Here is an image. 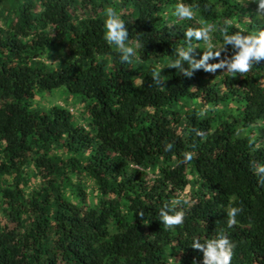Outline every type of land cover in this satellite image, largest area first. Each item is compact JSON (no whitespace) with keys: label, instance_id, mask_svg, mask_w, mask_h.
<instances>
[{"label":"trees","instance_id":"trees-1","mask_svg":"<svg viewBox=\"0 0 264 264\" xmlns=\"http://www.w3.org/2000/svg\"><path fill=\"white\" fill-rule=\"evenodd\" d=\"M108 7L130 63L104 39ZM225 21L264 30L255 0H0V264H204L192 241L220 235L230 264H264V58L186 75L180 57L209 50L187 29ZM211 51L206 64L237 49ZM55 91L64 104L45 103ZM165 205L182 224L159 220Z\"/></svg>","mask_w":264,"mask_h":264},{"label":"clouds","instance_id":"clouds-1","mask_svg":"<svg viewBox=\"0 0 264 264\" xmlns=\"http://www.w3.org/2000/svg\"><path fill=\"white\" fill-rule=\"evenodd\" d=\"M258 5V12L264 13V0H255ZM106 19L104 21V27L106 29L104 33V39L110 45H115L120 52V61L130 63L134 57V46L130 43L126 45L128 40V32L125 27L124 21H122L116 11L108 7L105 9ZM173 15L181 19H192L195 15L194 9L190 5H186L182 2H178L173 11ZM228 22L225 21V27L217 29L215 24H204L201 22L199 29L189 28L184 32L186 38H189L188 48L192 47L191 40H203L208 51L204 53L199 61L189 58L187 50L180 52V57L188 62V69H183L186 75L191 74V70L203 65L206 70L214 72L217 68L224 69L232 74L246 73L249 71L253 62H259L264 58V30H259L253 34H242V32H235L229 35L227 29ZM219 30L222 36L223 43L219 46L211 43L210 33ZM226 44H231L237 51L233 54L228 61H219L213 64H206L205 61L210 56H219V51L213 53L211 49L213 47L222 48ZM138 47V45L136 46ZM180 65V59L169 61L166 65L168 67H176ZM161 69V68H160ZM158 70L153 71V76L157 75ZM171 144L165 145V151L170 150ZM192 158L190 153L184 154L185 160ZM260 173H264V166L258 168ZM179 201H172V205L178 204ZM240 211L239 208L231 207L227 211L228 226L231 227L235 223V217ZM171 213V214H170ZM184 211H176L173 207L165 205L159 210V220L166 226L171 228L175 225H180L184 221ZM191 246L193 248L202 249L204 264H230L232 257V249L234 245L223 235H220L217 239L205 240L202 244L198 239L192 241Z\"/></svg>","mask_w":264,"mask_h":264},{"label":"rangeland","instance_id":"rangeland-1","mask_svg":"<svg viewBox=\"0 0 264 264\" xmlns=\"http://www.w3.org/2000/svg\"><path fill=\"white\" fill-rule=\"evenodd\" d=\"M45 103H46V104H47V103H50V104H52V103H59V104H62V103H63V104H64L65 101H64L63 97L60 96L59 91H55V92H53L50 96L47 97Z\"/></svg>","mask_w":264,"mask_h":264}]
</instances>
